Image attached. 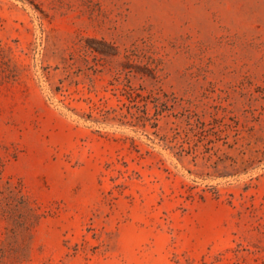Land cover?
<instances>
[{
	"label": "rangeland",
	"instance_id": "1",
	"mask_svg": "<svg viewBox=\"0 0 264 264\" xmlns=\"http://www.w3.org/2000/svg\"><path fill=\"white\" fill-rule=\"evenodd\" d=\"M0 264H264V0H0Z\"/></svg>",
	"mask_w": 264,
	"mask_h": 264
}]
</instances>
